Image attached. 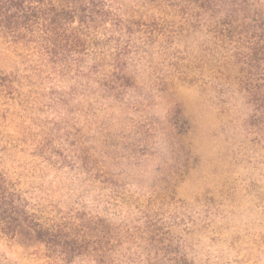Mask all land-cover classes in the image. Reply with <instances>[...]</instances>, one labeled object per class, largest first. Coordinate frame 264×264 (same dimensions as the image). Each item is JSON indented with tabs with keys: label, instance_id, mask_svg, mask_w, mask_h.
Wrapping results in <instances>:
<instances>
[{
	"label": "rangeland",
	"instance_id": "374dc122",
	"mask_svg": "<svg viewBox=\"0 0 264 264\" xmlns=\"http://www.w3.org/2000/svg\"><path fill=\"white\" fill-rule=\"evenodd\" d=\"M105 1L60 49L0 32V173L60 236L0 264H264V0Z\"/></svg>",
	"mask_w": 264,
	"mask_h": 264
},
{
	"label": "trees",
	"instance_id": "16d2710c",
	"mask_svg": "<svg viewBox=\"0 0 264 264\" xmlns=\"http://www.w3.org/2000/svg\"><path fill=\"white\" fill-rule=\"evenodd\" d=\"M148 2L171 0H146ZM205 8L212 0H188ZM112 16L105 0H0V32L13 43L37 45L53 51L61 48V37L81 32ZM74 24H80L75 28ZM76 33V34H77ZM53 53V52H52ZM0 234L18 235L58 246L59 235L40 225L21 195L0 173Z\"/></svg>",
	"mask_w": 264,
	"mask_h": 264
}]
</instances>
